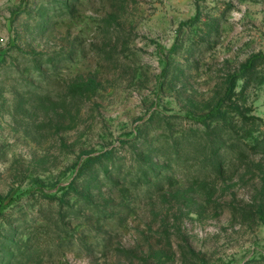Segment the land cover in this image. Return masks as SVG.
Returning <instances> with one entry per match:
<instances>
[{
    "label": "rangeland",
    "instance_id": "374dc122",
    "mask_svg": "<svg viewBox=\"0 0 264 264\" xmlns=\"http://www.w3.org/2000/svg\"><path fill=\"white\" fill-rule=\"evenodd\" d=\"M0 264H264V0H0Z\"/></svg>",
    "mask_w": 264,
    "mask_h": 264
},
{
    "label": "trees",
    "instance_id": "16d2710c",
    "mask_svg": "<svg viewBox=\"0 0 264 264\" xmlns=\"http://www.w3.org/2000/svg\"><path fill=\"white\" fill-rule=\"evenodd\" d=\"M219 106L220 102L214 108H212V110L208 112V114L201 116L202 119L211 121V123H213L216 128L217 126H220V124H223V122L225 121L224 114L219 110Z\"/></svg>",
    "mask_w": 264,
    "mask_h": 264
}]
</instances>
